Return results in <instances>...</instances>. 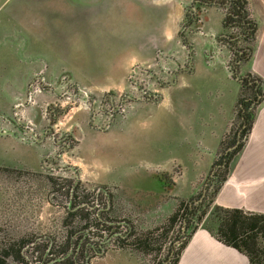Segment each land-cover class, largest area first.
Returning <instances> with one entry per match:
<instances>
[{"label":"rangeland","instance_id":"374dc122","mask_svg":"<svg viewBox=\"0 0 264 264\" xmlns=\"http://www.w3.org/2000/svg\"><path fill=\"white\" fill-rule=\"evenodd\" d=\"M123 1L114 7L108 0H66L56 21L27 39L35 83L18 96L11 97V82L19 55L6 48L0 53V124L17 138L0 136V252L20 237L59 243L70 221L67 211L85 207L89 224L104 212L112 228L94 225V236L74 235L69 261L76 256L77 264H159L189 231L181 216L172 225L169 216L179 206L181 214L193 213L212 192L214 161L235 165L246 150L248 138L237 143L242 112L254 123L264 100L246 110L238 102L242 87L231 80V66L219 63L214 25L209 32L179 29L178 38H165L160 26L169 24L174 7ZM200 40L204 48L192 54L188 44ZM143 91L141 101H133ZM110 98L118 112L111 111ZM231 112L226 130L220 128L218 121ZM241 142L242 151L233 155ZM74 193L78 208L68 201ZM197 228L215 232L208 218ZM134 239L147 245L140 249ZM35 243L21 250L27 264L51 248L49 241L33 250Z\"/></svg>","mask_w":264,"mask_h":264},{"label":"crops","instance_id":"0c3cea01","mask_svg":"<svg viewBox=\"0 0 264 264\" xmlns=\"http://www.w3.org/2000/svg\"><path fill=\"white\" fill-rule=\"evenodd\" d=\"M108 2L109 5L111 3L114 7L118 4L117 0H108ZM193 2L194 0H124L123 5L145 6L150 3L155 7L164 5L174 7L170 14L166 16L169 24L160 26L163 37L173 38L177 37L179 29H181V32L183 31L187 10L192 7ZM65 5L66 0H0V53L6 48V52L19 55L14 59L17 65L15 66V72L12 73L14 81L11 83L12 86H16V90L11 97L23 93L25 87L33 80L35 60L25 56L29 53L27 39L33 37L36 31H39V28L45 30L46 23L49 25L56 21L58 15L62 14V8ZM197 8L200 14V25L196 29L205 28L209 32L208 28L211 31L214 25L213 33H215L217 39L213 46H216L219 51L222 50L219 63L227 68L228 44L221 40L223 38L227 39L226 30L224 29V14L227 7H218L215 0H198ZM191 11L193 12L192 8ZM246 11L248 18L254 24V34L253 37L249 38V42L247 41L249 43L247 59L238 62L239 74L243 76L250 74L251 77L264 85V0H246ZM155 18L157 19H155V22L162 23V16L158 18L155 16ZM74 19L78 18L75 17ZM207 21L208 26L206 27ZM188 46H190V52L193 54L196 48L200 52L204 48V43L200 40L194 43L191 42ZM205 47L210 48L208 44ZM210 49H213V47ZM204 51V55L210 58L211 55H208V51ZM191 63L190 59L189 65L192 66ZM2 68L1 64L0 69ZM231 80L239 83L237 79L232 77ZM0 81V86H3L1 74ZM2 92L0 87V109L3 107ZM239 92L240 89L238 92L236 91L237 98ZM12 99L10 98V100ZM257 113L248 137L246 150L235 163L226 182L214 199V204L217 206L264 213V107ZM232 115L233 112H231V115L223 117L225 119L221 122L218 121L217 125L225 129L228 126V119ZM28 130L33 129L28 127ZM0 131L15 134L14 131L4 128L1 124ZM9 136L16 138L14 135H5V137ZM177 264H248V261L243 254L223 245L204 228H197L183 249Z\"/></svg>","mask_w":264,"mask_h":264},{"label":"trees","instance_id":"16d2710c","mask_svg":"<svg viewBox=\"0 0 264 264\" xmlns=\"http://www.w3.org/2000/svg\"><path fill=\"white\" fill-rule=\"evenodd\" d=\"M216 5L220 8L227 7L228 14L224 19L225 30H228L231 27L238 28L240 32L248 37L246 42L249 40V38L253 37L254 24L252 20L248 18V14L246 11V0H222L220 3H216ZM186 18L187 19H185V24L188 26V28L197 27L196 23L198 21L196 16L191 17L189 14H187ZM244 87H246L245 84L243 85L239 95L238 102L240 103L245 102V99L253 95L252 88L248 87L247 89L248 91H250V93H247L248 95L244 96ZM247 103L249 104H245L244 110H246L249 105H251V102ZM246 117L247 119H250V121H248L249 124L246 125V128L243 129L240 135L241 140L244 141L250 135L254 119L252 115H241V118ZM243 146L244 142L239 143V145L234 150L233 155L240 153L243 149ZM228 157H230V154L228 155ZM233 165L234 164H228L227 162L221 165L217 160L214 163V166H218V169L214 172L213 177L208 184L209 189L211 184L214 182L212 192L206 193L204 195L202 201H200V203L195 207L193 213L186 211L181 214L179 211V206L178 210L169 216L167 222H169L170 225L176 222L177 219L181 216V218L184 219L186 228H188L189 231L186 235L185 240L180 244L174 255L167 258L166 260L164 259L159 264H177L183 249L185 248L192 234L195 232L196 227H198V223H201L204 218H208V220L212 221L215 224L214 233L208 228L204 229L207 230L217 241L243 254L247 258L248 264H264V213L247 212L236 208H224L214 204V199L217 196L222 185L226 182L227 177L233 168ZM218 170H225V172L221 176H218ZM78 198L79 194L74 193L73 198L68 199L70 204L71 202L74 203L73 208H78V206L76 205ZM77 203L79 204L80 201H78ZM81 203H83V201ZM90 213L91 212L85 207L78 208L77 210L72 212L67 211V215L70 217V221L69 223L66 222V234L65 236H63V238L60 239L61 241L59 243H56L55 239L51 237L43 236L40 237L41 239L38 241L34 240V238L20 237L17 241H15V243L10 244L7 249L0 252V264H27V262L22 257L21 250L34 242L36 243L31 246L33 250L37 249V247L42 243H45V245L43 246L45 248L46 246H48L49 241L51 242V248L48 250L45 248V257H41V254H43L44 252V250H42L38 258L34 257V263L47 264L49 262L56 261V264H77L76 261L78 262L79 258L76 256L75 259L69 261V257L71 256V254H69V248L71 246V239L73 238V236L76 234L78 235V238L82 236L89 237V235L91 234L92 236H94L95 226H101V228H112L111 225H108L111 221L107 219V217L105 216L106 213L104 212L101 214V216L95 219V224H89L87 221V217H89L88 215ZM84 215L86 216L83 217ZM194 223L195 225L192 226V224ZM103 230L104 229H100L99 231H101L102 233ZM89 239H91V237ZM137 241L139 242L138 248L140 249H143L147 245L145 241L139 239H134V241L132 242ZM134 245L137 247V244ZM91 249L92 248H90L89 250ZM76 252L77 250L74 249L73 253L77 255ZM81 253H83V250ZM8 258L11 259L10 262L8 261ZM37 259L38 261H36ZM41 259L43 261L42 263H40Z\"/></svg>","mask_w":264,"mask_h":264},{"label":"flooded vegetation","instance_id":"af4514ba","mask_svg":"<svg viewBox=\"0 0 264 264\" xmlns=\"http://www.w3.org/2000/svg\"><path fill=\"white\" fill-rule=\"evenodd\" d=\"M197 1L198 0H194V2L192 3V7L191 8H192L193 12L189 11V13H190L189 15L191 17L196 16L197 17V21L199 22L200 14H199V11L197 10L198 9L197 8ZM215 1H216V3H220L222 0H215ZM194 6L197 9L193 8ZM191 8L189 10H191ZM227 14H228V11L226 10V12L224 14L225 17H226ZM193 28L194 27L188 28V26L184 23L183 30L185 31V33L187 31H192ZM226 37H227V39L223 38V40H225V42H227L228 48H229L228 49L226 47L227 50H228V60H227L226 65L229 67V69H230V66H231L230 71L232 72V78L233 79H237L239 81L241 87H243V85L245 84L246 88H248V87L252 88L253 95L249 96L247 99H245L244 105L247 104V102H251V105H252L256 101V104H253V105L257 106L264 100V85L261 84L260 81H257L256 79L251 77L250 74H248V75L246 74L244 76L242 74L241 75L239 74L240 72H239V63L238 62L245 61L247 59L248 55H249V43H248L249 41L246 42L248 37L245 34H243L242 32H240L239 29L236 28V27H231L228 30H226ZM183 39L185 41V37H183ZM246 43H248V45ZM239 44H243V46L241 47V45H239ZM185 45H186V43H185ZM169 59L170 58H167V60L170 61L171 63L176 62L175 59H171V60H169ZM189 61H190V59H189ZM188 66H189V63H188ZM177 67H180V66L177 65ZM180 69L183 70L184 68L180 67L179 70ZM176 70H178V69H176ZM171 71H173V70L167 69L168 74ZM34 83H35V81L33 79L31 81V85L34 84ZM136 85L137 84L135 83V87H136ZM29 86H30V83H29ZM144 95H146V94L143 91L142 95H140L139 97L133 98V101H135V102L136 101H141V99L144 97ZM126 96L127 95H124V96L121 97V99L119 100L120 102L116 105L117 109L121 110V107L123 105L124 99H127V98H125ZM109 102H110V105H111V111L113 113L114 112H118L117 109H115V104L113 103V99L112 98L109 99ZM245 113H246V111L242 112V115L243 114L245 115ZM243 119H245V120H244V124H242V126H241V130L246 128V125L249 124L248 121H250V119H247V117L243 118ZM26 129H28V127L25 128L24 130H26ZM240 135H241V133L239 132V135H237L238 136L237 143H238V140H241L240 139ZM215 162H216V160H215ZM225 162L226 161L224 160V162H222L220 164L223 165Z\"/></svg>","mask_w":264,"mask_h":264},{"label":"water","instance_id":"95a60500","mask_svg":"<svg viewBox=\"0 0 264 264\" xmlns=\"http://www.w3.org/2000/svg\"><path fill=\"white\" fill-rule=\"evenodd\" d=\"M0 135H14V133L13 132H2V131H0ZM204 196V195H203ZM202 196V197H203Z\"/></svg>","mask_w":264,"mask_h":264}]
</instances>
